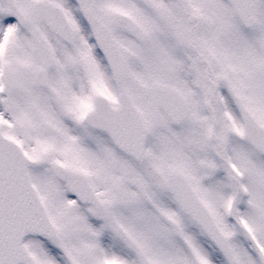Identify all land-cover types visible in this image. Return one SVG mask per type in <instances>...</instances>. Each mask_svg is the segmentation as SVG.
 <instances>
[{
	"label": "snow or ice",
	"instance_id": "1",
	"mask_svg": "<svg viewBox=\"0 0 264 264\" xmlns=\"http://www.w3.org/2000/svg\"><path fill=\"white\" fill-rule=\"evenodd\" d=\"M0 264H264V0H0Z\"/></svg>",
	"mask_w": 264,
	"mask_h": 264
}]
</instances>
